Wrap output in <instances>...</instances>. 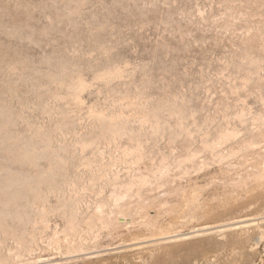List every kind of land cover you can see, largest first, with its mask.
<instances>
[{
	"label": "rangeland",
	"instance_id": "1",
	"mask_svg": "<svg viewBox=\"0 0 264 264\" xmlns=\"http://www.w3.org/2000/svg\"><path fill=\"white\" fill-rule=\"evenodd\" d=\"M0 215L4 264H264V0H0Z\"/></svg>",
	"mask_w": 264,
	"mask_h": 264
},
{
	"label": "bare ground",
	"instance_id": "2",
	"mask_svg": "<svg viewBox=\"0 0 264 264\" xmlns=\"http://www.w3.org/2000/svg\"><path fill=\"white\" fill-rule=\"evenodd\" d=\"M118 73H120V72H118ZM117 73V71H115L114 72V74L115 75H117L118 74ZM107 74H109V72L107 73ZM107 74H105V75H107ZM114 74L112 73V72H110V74L109 75H113L114 76ZM108 75V76H109ZM111 76H109L110 78H112ZM102 77V76H101ZM75 88H76V90L78 89V88H81V89H83L84 88V84L81 82V81H79L78 80V82L76 81V85L74 86ZM73 87V88H74ZM79 90V89H78ZM99 118V117H98ZM144 122V121H143ZM230 135V134H229ZM228 134H224L223 136H221V138L223 139V140H226V138L229 136ZM27 153V152H26ZM23 154H25V153H23ZM28 154H29V152H28ZM27 154V155H28ZM32 154V153H31ZM30 155V154H29ZM28 155V156H29ZM31 156V155H30ZM29 156V157H30ZM25 157H26V155H25ZM24 157V158H25ZM27 158V157H26ZM28 159V158H27ZM1 213H3V212H1ZM9 213V212H8ZM4 214V213H3ZM6 214V213H5ZM7 215H9V214H7ZM1 216V215H0ZM4 216V215H3ZM101 219L100 220H103L102 219V216L100 217ZM104 218V217H103ZM71 222H73L72 220H70ZM242 223V222H241ZM105 224V223H104ZM238 224H239V222H236V223H232V224H226V225H224V226H222V228L220 227V229H228V230H235L237 227L236 226H238ZM73 226V225H72ZM72 229H73V227H71ZM74 230V229H73ZM215 230H217V228H215V227H205V228H203V229H201V230H193V231H190V232H187V233H183V234H175V235H171V236H165V237H163V239L164 240H166V241H168V242H175V241H180V240H187V239H190V238H193V237H197V236H203V235H208V234H212V233H215ZM72 231V230H71ZM222 231V230H221ZM72 233V232H71ZM203 233V234H202ZM75 237V236H74ZM80 236H78V238H79ZM77 237H76V239H78ZM71 240V239H70ZM69 242V241H68ZM77 242V241H76ZM75 242V243H76ZM70 243V242H69ZM82 243V242H81ZM72 244V243H71ZM78 245V244H77ZM67 246H68V244H67ZM81 246V245H80ZM80 246H79V248H80ZM84 246V245H83ZM69 247V246H68ZM72 247V246H71ZM73 249H74V247H73ZM81 249V248H80ZM27 250V249H26ZM75 250H77V249H75ZM79 250V249H78ZM67 251V250H66ZM71 251V250H70ZM74 251V250H73ZM79 251H81V250H79ZM84 251H87L86 249H84ZM69 252V251H68ZM93 252V251H92ZM71 253V252H70ZM73 253V255H74V252H72ZM80 253V252H79ZM80 254H82V253H80ZM89 255V254H88ZM85 256V255H84ZM80 257V256H79ZM4 257H2V259H3ZM2 259H0V260H2ZM6 260V259H5ZM5 260H3L4 262H6ZM3 261H0V264H4V262ZM8 262V261H7ZM10 262V261H9ZM6 264V263H5Z\"/></svg>",
	"mask_w": 264,
	"mask_h": 264
}]
</instances>
